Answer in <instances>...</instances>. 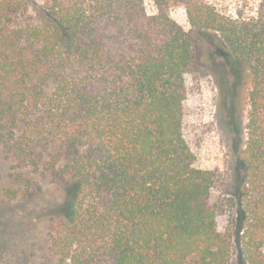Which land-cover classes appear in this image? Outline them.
I'll return each mask as SVG.
<instances>
[{
    "label": "trees",
    "instance_id": "trees-1",
    "mask_svg": "<svg viewBox=\"0 0 264 264\" xmlns=\"http://www.w3.org/2000/svg\"><path fill=\"white\" fill-rule=\"evenodd\" d=\"M0 0V141L13 167L72 192L50 235L68 264H264V0L236 18L205 0ZM183 5L191 31L171 17ZM215 34L249 86L232 231L221 179L194 165L187 76ZM54 226V225H53Z\"/></svg>",
    "mask_w": 264,
    "mask_h": 264
},
{
    "label": "rangeland",
    "instance_id": "rangeland-1",
    "mask_svg": "<svg viewBox=\"0 0 264 264\" xmlns=\"http://www.w3.org/2000/svg\"><path fill=\"white\" fill-rule=\"evenodd\" d=\"M47 0H36L44 4ZM220 13L236 18L256 15L260 0H205ZM149 14L156 12L152 0H145ZM170 15L190 32L183 5L173 6ZM194 51L199 69L187 76L185 102L187 133L196 152L194 165L209 169L221 179L215 195L224 202L218 219L221 231H232L237 209L238 175L243 169V125L246 119V91L249 80L244 64L229 53L216 34L195 36ZM72 206L70 189L49 182V177L14 168L0 141V264H68L50 250V235L63 214ZM54 225V226H53ZM229 264H241L237 237L232 232ZM264 253V251H263Z\"/></svg>",
    "mask_w": 264,
    "mask_h": 264
}]
</instances>
